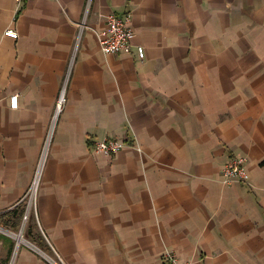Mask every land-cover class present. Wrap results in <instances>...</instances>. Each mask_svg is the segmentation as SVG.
Wrapping results in <instances>:
<instances>
[{
  "label": "crops",
  "instance_id": "1",
  "mask_svg": "<svg viewBox=\"0 0 264 264\" xmlns=\"http://www.w3.org/2000/svg\"><path fill=\"white\" fill-rule=\"evenodd\" d=\"M111 13H131L129 52L100 48ZM106 137L126 145L95 153ZM234 155L248 182H224ZM166 250L264 264V0H0V264H169Z\"/></svg>",
  "mask_w": 264,
  "mask_h": 264
},
{
  "label": "built area",
  "instance_id": "2",
  "mask_svg": "<svg viewBox=\"0 0 264 264\" xmlns=\"http://www.w3.org/2000/svg\"><path fill=\"white\" fill-rule=\"evenodd\" d=\"M26 1L27 0H15L18 11L21 10ZM131 21V13H111L107 15L105 27L96 32L100 48L104 54H117L130 51L135 35L133 27L131 25ZM4 35L11 38H17L18 32L14 28H7L4 31ZM137 52L140 59L145 58V49L142 45L137 46ZM64 99L65 97L62 90L56 105L57 113L61 109ZM18 105L19 95H11L10 106L12 108H17ZM125 145L126 141L123 139L106 137L95 142L93 151L95 153L111 156L121 151L125 147ZM222 174L224 182L228 184L235 182H248L250 174L247 168L246 157L243 155H234L233 157H231L230 160L225 164ZM163 255L169 264H192L189 261L180 259L173 252L168 250H166Z\"/></svg>",
  "mask_w": 264,
  "mask_h": 264
},
{
  "label": "rangeland",
  "instance_id": "3",
  "mask_svg": "<svg viewBox=\"0 0 264 264\" xmlns=\"http://www.w3.org/2000/svg\"><path fill=\"white\" fill-rule=\"evenodd\" d=\"M37 186H38V184H37ZM37 186H36V191H35V185L33 183V185L30 187L29 191H27V193L23 199L24 203H25L24 207H25L26 211H27V209H30L29 211H35V209H36Z\"/></svg>",
  "mask_w": 264,
  "mask_h": 264
},
{
  "label": "trees",
  "instance_id": "4",
  "mask_svg": "<svg viewBox=\"0 0 264 264\" xmlns=\"http://www.w3.org/2000/svg\"><path fill=\"white\" fill-rule=\"evenodd\" d=\"M24 213H25V207H21V208H18L17 210H15V212L13 214V222L17 223L18 221H20V217L22 218Z\"/></svg>",
  "mask_w": 264,
  "mask_h": 264
},
{
  "label": "bare ground",
  "instance_id": "5",
  "mask_svg": "<svg viewBox=\"0 0 264 264\" xmlns=\"http://www.w3.org/2000/svg\"><path fill=\"white\" fill-rule=\"evenodd\" d=\"M46 152H47V151H45L44 157H43V159H42V162H41L40 167H39V170H38V174H37V176H36L35 189H36V186H37V184H38V178H39V176H40V172H41V169H42L43 164H44V160H45ZM29 210H30V209H29Z\"/></svg>",
  "mask_w": 264,
  "mask_h": 264
}]
</instances>
